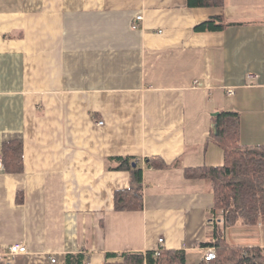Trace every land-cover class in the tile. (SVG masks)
I'll list each match as a JSON object with an SVG mask.
<instances>
[{"label": "crops", "instance_id": "1", "mask_svg": "<svg viewBox=\"0 0 264 264\" xmlns=\"http://www.w3.org/2000/svg\"><path fill=\"white\" fill-rule=\"evenodd\" d=\"M214 15L232 24L193 29ZM223 110L241 144L264 143V0H0V152L20 141L23 163L0 166V264L114 263L159 246L198 264L213 193L184 169L222 164ZM123 157L142 168L141 210L113 208L131 185ZM223 238L264 249V216Z\"/></svg>", "mask_w": 264, "mask_h": 264}, {"label": "trees", "instance_id": "2", "mask_svg": "<svg viewBox=\"0 0 264 264\" xmlns=\"http://www.w3.org/2000/svg\"><path fill=\"white\" fill-rule=\"evenodd\" d=\"M228 0H187L190 7L225 8ZM231 22L223 15H214L194 26L195 31L224 30ZM216 126L212 138L221 148V165H203L184 169L190 179L208 180L213 193V207L207 217V239L203 247H214L216 258L201 260L198 264H264V249L259 247H237L223 238L225 227L243 224H257L264 216V143L243 145L240 143L238 114L234 111H219L213 117ZM6 171L22 170V145L20 141L5 143L0 152ZM132 157L119 159L118 169H128L131 185L128 189L114 193L115 211H136L143 207V171L132 165ZM154 168H163L167 163L149 159L144 163ZM155 251V250H154ZM154 251L122 252L121 262L105 264H188L183 249L161 248Z\"/></svg>", "mask_w": 264, "mask_h": 264}, {"label": "built area", "instance_id": "3", "mask_svg": "<svg viewBox=\"0 0 264 264\" xmlns=\"http://www.w3.org/2000/svg\"><path fill=\"white\" fill-rule=\"evenodd\" d=\"M142 19V15H137L136 20H141ZM134 27H137V25L135 24ZM248 80L249 83H255L256 81V75L254 74H250L248 75ZM232 90L229 89L228 90V94H232ZM103 121H98V124H102ZM2 165V159L0 156V166ZM163 239H159V242H162ZM161 248H163L162 246H159L158 248L155 249L154 254L157 255L159 253V251L161 250ZM9 251L11 254H24L26 252V247L25 245L21 244V243H16L10 246ZM216 258V251L214 247H208L206 248L205 252L203 253V257L202 260L204 261H211L213 259Z\"/></svg>", "mask_w": 264, "mask_h": 264}, {"label": "water", "instance_id": "4", "mask_svg": "<svg viewBox=\"0 0 264 264\" xmlns=\"http://www.w3.org/2000/svg\"><path fill=\"white\" fill-rule=\"evenodd\" d=\"M218 111L217 112H215V113H213L214 115H218ZM215 128H216V126H214V130H215ZM132 165L134 166L135 165V162H132Z\"/></svg>", "mask_w": 264, "mask_h": 264}, {"label": "rangeland", "instance_id": "5", "mask_svg": "<svg viewBox=\"0 0 264 264\" xmlns=\"http://www.w3.org/2000/svg\"><path fill=\"white\" fill-rule=\"evenodd\" d=\"M250 75V74H249Z\"/></svg>", "mask_w": 264, "mask_h": 264}]
</instances>
